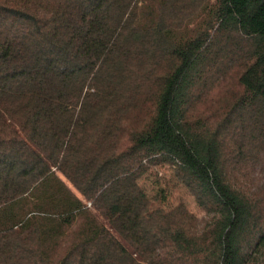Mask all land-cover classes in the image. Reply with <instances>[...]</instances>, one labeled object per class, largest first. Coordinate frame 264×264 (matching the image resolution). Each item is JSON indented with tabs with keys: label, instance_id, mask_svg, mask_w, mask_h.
<instances>
[{
	"label": "trees",
	"instance_id": "16d2710c",
	"mask_svg": "<svg viewBox=\"0 0 264 264\" xmlns=\"http://www.w3.org/2000/svg\"><path fill=\"white\" fill-rule=\"evenodd\" d=\"M157 155L204 214H140L143 254L96 206ZM0 264H264V0H0Z\"/></svg>",
	"mask_w": 264,
	"mask_h": 264
},
{
	"label": "rangeland",
	"instance_id": "374dc122",
	"mask_svg": "<svg viewBox=\"0 0 264 264\" xmlns=\"http://www.w3.org/2000/svg\"><path fill=\"white\" fill-rule=\"evenodd\" d=\"M241 72V65L236 63L210 79L197 100L195 112L214 119L221 117L240 88ZM183 174L182 168L166 156L148 158L135 171L122 175L104 190L96 211L138 253L145 254L152 249V245L138 226L140 214L157 215L180 203H184L198 216L204 214L194 195L184 184ZM68 184L78 193L70 182Z\"/></svg>",
	"mask_w": 264,
	"mask_h": 264
}]
</instances>
